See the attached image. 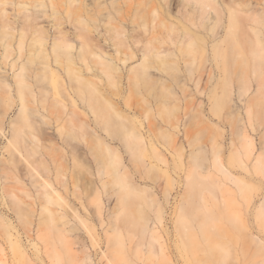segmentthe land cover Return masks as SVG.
<instances>
[{
  "label": "bare ground",
  "instance_id": "obj_1",
  "mask_svg": "<svg viewBox=\"0 0 264 264\" xmlns=\"http://www.w3.org/2000/svg\"><path fill=\"white\" fill-rule=\"evenodd\" d=\"M192 93L207 98V113L192 105L180 117ZM0 154V229L17 264H33L7 220L13 211L30 237L36 198L24 180L43 189L37 237L50 264L256 254L250 224L231 210L250 213L251 181L264 189V0H0ZM255 220L264 232V195Z\"/></svg>",
  "mask_w": 264,
  "mask_h": 264
},
{
  "label": "rangeland",
  "instance_id": "obj_2",
  "mask_svg": "<svg viewBox=\"0 0 264 264\" xmlns=\"http://www.w3.org/2000/svg\"><path fill=\"white\" fill-rule=\"evenodd\" d=\"M139 101V96H133L131 98V102L133 104H137ZM201 102V107H199L198 102ZM237 103H239L241 105V103L236 99ZM210 102L207 100V98H205L204 95H200V94H196V93H192L191 95H188L187 97H183L182 101H181V109L179 110V116L181 117L183 114L184 116H186L187 112L190 110V107H192V105H194V111L195 109H203L205 113H207L208 107H209ZM227 109L223 108L221 114L226 113ZM16 115V109L15 107L12 109L11 113H10V117ZM186 118H183V121ZM192 120V122H194L193 120L195 119H190ZM189 120V121H190ZM8 123V121H7ZM210 122L208 121H204V124L199 125V127L201 128V135L203 137V139H206L207 136L209 135L210 129L208 127L203 128V126H205V124H209ZM181 129H183V124L180 127ZM9 129V125H7L6 131H8ZM227 127L223 126V135L222 137H220L219 139L221 141L224 142V145L227 147L228 146V142H229V136L227 133ZM49 131H51L49 129ZM250 136H252L254 138V142H257V136L255 132L253 131H249ZM179 135H182V132L179 133ZM7 140H5V142L3 143L6 144ZM193 149V147H186L185 148V152L186 154H190L191 150ZM257 148L254 149L253 155L251 156V158L247 161V165L248 167L253 170V165H254V160H255V156L254 154H258V150H256ZM228 148H226V151L223 153V156H226L228 154ZM168 153V155L172 156L170 149H168L166 151ZM209 151H205L202 152L201 154L204 156V162L207 164L209 163V159H208V154ZM4 156H1L0 154V184L2 182L1 179V165H2V159ZM254 157V158H253ZM190 158V162L193 161L192 157L189 156ZM171 159V158H170ZM163 169L166 168L165 165L161 166ZM170 174L173 178H178L180 174H178V172L171 170ZM238 174V173H237ZM239 176H242L243 174H238ZM160 180H165L164 177H161ZM224 181V180H223ZM25 182V187L27 189H29L31 195L33 196V198H36V201L34 202V214L32 216V224L29 225V235L30 237L27 236L26 232H24V227L20 225L17 215L11 211V215L7 216V220L9 221V223H11V227H12V232L14 233V235H17V232L19 233V237L21 239V243L23 244L27 255L29 257L32 258V262L33 264H50L49 259L45 256L44 253V242L37 237L38 233H41V231L37 232V223L39 221V219L41 218V214H40V208H41V200L39 199V193L40 191H42L43 189H39V191H37L36 188L34 187H30V185L27 182V180H24ZM251 183L255 186V189L253 190V196H252V210L250 211V213L244 209H239V208H235L231 211H233L234 213H239L240 217H242L243 221L248 225V223L250 224L249 228L251 230V232L253 233V237L255 238V240L252 242V249L253 252L257 250V253L247 257V255L243 254L241 251L235 252L231 255V257L225 259L224 261H222V264H264V249L262 248L261 245H264V232L262 231V228L260 226V221L261 220H255V214H256V210L258 205L263 201V195H264V189L262 188V185L259 183L258 180H254L251 181ZM225 185H232L229 180L228 181H224ZM16 187H20V184H15ZM141 186L149 188L151 187V184H142ZM177 185H175L176 187ZM172 196H171V209H174L175 205H178V200L180 199V194L181 191H179V188L177 186V190H172ZM218 194L220 195V199L221 201L223 200V198L227 199L228 197H231L229 194H222L220 189L217 190ZM77 202L79 201L78 199L74 198ZM0 200H1V195H0ZM26 201L28 202H32L31 198H27ZM112 202V203H111ZM113 204L114 200L111 198L109 202H105L106 208H108L109 204ZM74 207H76L78 209V211H81V214L84 215V213L82 212V209L80 208V205L78 203L73 204ZM79 207V208H78ZM56 209L59 210L58 207H56ZM171 209L167 210V213L171 211ZM214 213L217 216H227L228 213H232L230 210H221L218 208H214ZM69 212L72 214V210L69 209ZM71 218V223H79L78 218L72 214ZM222 219L221 217H218V220L216 221V224L218 225V227H220V224H222L224 227H227V223L226 222H221ZM229 230V229H228ZM85 233V238H83V240L85 241V243L87 244V246L89 244H91L90 242V236L89 234L83 230ZM82 232V231H81ZM237 236L241 237V235L237 234ZM82 238V237H81ZM224 239H226L224 237ZM223 239V240H224ZM0 246L3 247L5 249L6 252V256L8 258L7 260V264H17L16 261H14V257L11 254V249L9 248L8 245V240L6 239L3 230L0 229ZM40 249L39 251L37 250ZM104 248V247H103Z\"/></svg>",
  "mask_w": 264,
  "mask_h": 264
}]
</instances>
